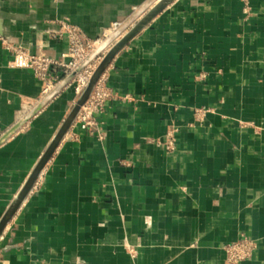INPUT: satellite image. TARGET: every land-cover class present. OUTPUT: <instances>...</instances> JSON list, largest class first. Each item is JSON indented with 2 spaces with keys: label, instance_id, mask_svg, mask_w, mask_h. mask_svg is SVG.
<instances>
[{
  "label": "crops",
  "instance_id": "crops-1",
  "mask_svg": "<svg viewBox=\"0 0 264 264\" xmlns=\"http://www.w3.org/2000/svg\"><path fill=\"white\" fill-rule=\"evenodd\" d=\"M146 1L0 0V140L46 97L14 50L63 60L61 21L103 41ZM97 83L95 124L61 140L0 264H227L239 234L257 243L239 264H264V0H174ZM79 96L70 81L0 144V219Z\"/></svg>",
  "mask_w": 264,
  "mask_h": 264
},
{
  "label": "built area",
  "instance_id": "built-area-1",
  "mask_svg": "<svg viewBox=\"0 0 264 264\" xmlns=\"http://www.w3.org/2000/svg\"><path fill=\"white\" fill-rule=\"evenodd\" d=\"M60 24L63 31H59L58 36H64L67 40V51L63 55V60H55L48 56L44 51L30 53L25 50L17 49L13 51V57L7 62L9 67L31 68L34 74L43 80V94L45 95L49 94L57 84L53 72L61 69L65 74H70L77 70V68L102 43V39H89L85 37L80 29L76 26L69 25L65 20L61 21ZM119 26L120 22L111 23L112 32ZM55 35L57 36V34ZM101 57L102 56L98 57V60L96 58L74 77L73 83L77 94H81L87 86L93 71L101 60ZM108 95L107 88L96 83L90 97L82 106L78 115L83 128L95 124L92 115L94 112L102 110L104 101ZM174 143V140H169L166 143V148L172 149ZM256 248L257 243L254 238L246 234H239L237 238L228 240L223 246L226 263L239 264L248 259Z\"/></svg>",
  "mask_w": 264,
  "mask_h": 264
},
{
  "label": "water",
  "instance_id": "water-1",
  "mask_svg": "<svg viewBox=\"0 0 264 264\" xmlns=\"http://www.w3.org/2000/svg\"><path fill=\"white\" fill-rule=\"evenodd\" d=\"M173 1L174 0H147L128 20L121 24L109 36H107L105 40L102 41L100 46L77 68V70L71 72L67 78H65L62 82L55 86V88L49 94H47L46 97H44L33 110L28 112V114H26V116H24V118L20 122L13 126L8 134H6L0 140L1 144L10 134L15 132L22 124H24L26 120L36 114L46 103H48L64 86L72 81L78 72H80L84 67L90 64L96 58L102 56L100 62L93 71L87 86L81 92L76 103L72 107L68 116L65 118L58 132L52 138L51 142L32 169L22 188L1 217L0 236L8 223L11 221L15 212L24 202L30 190L33 188L45 165L60 144L61 140L65 137L70 127L76 121L82 106L90 97L98 79L100 78L106 67L109 65L113 57L123 47H125L133 37L140 33L157 14H159ZM104 51L106 52L103 54Z\"/></svg>",
  "mask_w": 264,
  "mask_h": 264
},
{
  "label": "bare ground",
  "instance_id": "bare-ground-1",
  "mask_svg": "<svg viewBox=\"0 0 264 264\" xmlns=\"http://www.w3.org/2000/svg\"><path fill=\"white\" fill-rule=\"evenodd\" d=\"M98 47H99V46H98ZM98 47H97V48H98ZM97 48H96V49H97ZM105 52H106V51H104L103 54H104ZM99 62H100V61H99Z\"/></svg>",
  "mask_w": 264,
  "mask_h": 264
},
{
  "label": "rangeland",
  "instance_id": "rangeland-1",
  "mask_svg": "<svg viewBox=\"0 0 264 264\" xmlns=\"http://www.w3.org/2000/svg\"><path fill=\"white\" fill-rule=\"evenodd\" d=\"M97 60H98V58H97ZM97 60H96V61H97Z\"/></svg>",
  "mask_w": 264,
  "mask_h": 264
}]
</instances>
